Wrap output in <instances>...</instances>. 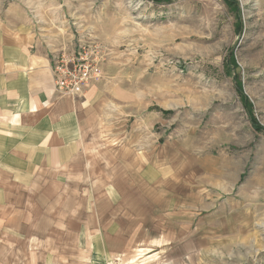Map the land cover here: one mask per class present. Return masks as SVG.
<instances>
[{
    "label": "rangeland",
    "instance_id": "374dc122",
    "mask_svg": "<svg viewBox=\"0 0 264 264\" xmlns=\"http://www.w3.org/2000/svg\"><path fill=\"white\" fill-rule=\"evenodd\" d=\"M235 1L239 19L224 0H0L49 55L99 47L104 144L126 159L103 201L68 173L23 209L10 185L0 264H264V0Z\"/></svg>",
    "mask_w": 264,
    "mask_h": 264
},
{
    "label": "crops",
    "instance_id": "0c3cea01",
    "mask_svg": "<svg viewBox=\"0 0 264 264\" xmlns=\"http://www.w3.org/2000/svg\"><path fill=\"white\" fill-rule=\"evenodd\" d=\"M0 11V182L9 184L5 192L0 188V207L17 200L10 185L21 191L17 208L23 209L29 199L24 192H38L39 182L66 173L94 184L91 199L117 197V185L108 190V184L126 159L119 156L120 148L104 144V93L99 90L104 84L91 87L79 101L62 97L29 10L13 2ZM132 160L139 162L136 156Z\"/></svg>",
    "mask_w": 264,
    "mask_h": 264
},
{
    "label": "built area",
    "instance_id": "2783aa9c",
    "mask_svg": "<svg viewBox=\"0 0 264 264\" xmlns=\"http://www.w3.org/2000/svg\"><path fill=\"white\" fill-rule=\"evenodd\" d=\"M101 51L98 46L83 44L72 57L50 52L56 91L63 97H78L93 83L101 81Z\"/></svg>",
    "mask_w": 264,
    "mask_h": 264
},
{
    "label": "trees",
    "instance_id": "16d2710c",
    "mask_svg": "<svg viewBox=\"0 0 264 264\" xmlns=\"http://www.w3.org/2000/svg\"><path fill=\"white\" fill-rule=\"evenodd\" d=\"M155 1H157V2H163V1L171 2L172 0H155ZM224 2H225V4L228 7H230V9L234 13L238 14L237 16H238V19H239L240 18V9L238 7L237 2L235 0H224ZM232 65H233L235 71L237 72L238 67H237V64H236V62L234 60H232Z\"/></svg>",
    "mask_w": 264,
    "mask_h": 264
}]
</instances>
